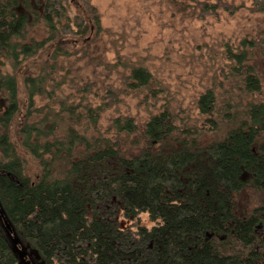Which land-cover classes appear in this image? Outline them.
<instances>
[{
  "label": "trees",
  "instance_id": "trees-1",
  "mask_svg": "<svg viewBox=\"0 0 264 264\" xmlns=\"http://www.w3.org/2000/svg\"><path fill=\"white\" fill-rule=\"evenodd\" d=\"M76 2L0 0V203L20 243L49 264H264V101L252 56L264 38L224 41L222 91L197 93L184 118L160 77L105 46L92 60L126 70L120 83L62 69L100 29L99 14L69 11ZM169 2L200 20L242 9L235 0ZM249 2L264 13V0ZM126 100L145 101L144 123ZM16 115L18 140L8 135ZM1 235L0 264H14Z\"/></svg>",
  "mask_w": 264,
  "mask_h": 264
},
{
  "label": "rangeland",
  "instance_id": "rangeland-1",
  "mask_svg": "<svg viewBox=\"0 0 264 264\" xmlns=\"http://www.w3.org/2000/svg\"><path fill=\"white\" fill-rule=\"evenodd\" d=\"M235 1L242 6L241 11L238 10L233 15L230 12H220L217 17L206 13L203 20L176 11L169 0H77L75 3L78 4L77 7L73 8L66 4L72 14L77 13L82 18L86 12H90V16L91 11L99 14L100 29L98 34L97 31L91 32L89 44H82V49L79 47L76 59L63 60L62 69L68 71L75 68L73 73L77 78L87 75L101 86L108 75H111L108 79L111 77L114 82L116 80V83H120L122 73L126 70L122 72L113 68L114 70L106 71L92 60L93 55L101 54L105 46L109 49L108 52L117 55L114 60L124 61L123 63H127L125 60H131L134 66L146 65L154 76L161 78L162 85L168 89L166 93L176 95L175 104H172L173 111L179 112L178 107H181L185 109L182 117H189L196 112L194 100L197 93L205 88H215L213 90L217 93L222 91L219 86L223 83L220 78L222 74L219 75L218 70V63L221 60L217 54L221 53L223 42L237 45L242 40H254L258 45L264 38V13L254 11L249 0ZM37 30L38 28H33L31 33L34 34ZM96 42L102 46L91 51ZM263 51V47L252 51L253 62L256 64L262 84L261 96L256 98L262 101H264ZM25 65L29 71H33L41 67L42 60H31ZM22 71L23 67L18 69L19 73ZM66 79L64 80L67 82L68 77ZM229 82L232 84L234 80L231 78ZM20 98V110L24 113L26 99L23 93ZM126 103L128 105L126 108L140 112V119L144 120L140 123H144L149 111L145 109V101L142 104L126 100ZM116 107L125 108L124 104L120 106L118 104ZM221 111L224 112L222 105ZM23 118L24 116L21 118V115H16L10 124L8 135L14 140L20 138L18 129ZM108 121V118L104 120L106 125ZM1 154L0 149V158Z\"/></svg>",
  "mask_w": 264,
  "mask_h": 264
},
{
  "label": "flooded vegetation",
  "instance_id": "flooded-vegetation-1",
  "mask_svg": "<svg viewBox=\"0 0 264 264\" xmlns=\"http://www.w3.org/2000/svg\"><path fill=\"white\" fill-rule=\"evenodd\" d=\"M2 104L4 105V103ZM3 109H5V107ZM3 178L4 176H0V182ZM2 209L3 206L0 203V231L2 232L1 236H5L6 239H8V245L10 247L9 251L15 257L14 264H49V262L44 259L42 254L38 250L32 248L30 244L25 245L20 243L18 232L14 228H12L11 223L4 218V214H2L1 212ZM7 224H9V226ZM13 238H16L18 240L17 246L20 251L13 250ZM34 250L36 252H34Z\"/></svg>",
  "mask_w": 264,
  "mask_h": 264
},
{
  "label": "water",
  "instance_id": "water-1",
  "mask_svg": "<svg viewBox=\"0 0 264 264\" xmlns=\"http://www.w3.org/2000/svg\"><path fill=\"white\" fill-rule=\"evenodd\" d=\"M1 212L3 214V211H1ZM7 225L9 226V224H7ZM12 242H13V250L20 251L19 248H18V246H17L18 245V240L16 238H13V241ZM34 252H36V251L34 250Z\"/></svg>",
  "mask_w": 264,
  "mask_h": 264
}]
</instances>
